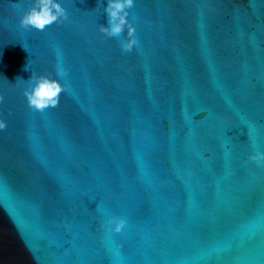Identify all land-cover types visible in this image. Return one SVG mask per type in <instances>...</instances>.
Returning a JSON list of instances; mask_svg holds the SVG:
<instances>
[{"label": "water", "instance_id": "1", "mask_svg": "<svg viewBox=\"0 0 264 264\" xmlns=\"http://www.w3.org/2000/svg\"><path fill=\"white\" fill-rule=\"evenodd\" d=\"M57 2L0 0V264H264V0H134L131 52L107 0Z\"/></svg>", "mask_w": 264, "mask_h": 264}, {"label": "clouds", "instance_id": "2", "mask_svg": "<svg viewBox=\"0 0 264 264\" xmlns=\"http://www.w3.org/2000/svg\"><path fill=\"white\" fill-rule=\"evenodd\" d=\"M133 7L134 0H107V7L104 9L108 17L107 26L100 25L99 28V31L108 38L124 36L126 29V36L120 42L123 52L133 51L139 43L135 35L136 30L128 19V9ZM66 18L67 12L57 0H32L30 6L21 15L19 24L25 30L44 31L47 27ZM57 74L64 76L66 71L60 68ZM30 80L32 81L30 89L24 91L30 108L43 112L59 105L64 87L57 79L50 78L49 75H32ZM2 100L3 97H0V101ZM6 126V122L0 120V130H4ZM250 160L257 165H264V152L254 153L250 156ZM107 223L110 231L120 233L126 221L123 218L114 217L110 218Z\"/></svg>", "mask_w": 264, "mask_h": 264}]
</instances>
